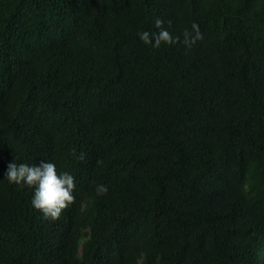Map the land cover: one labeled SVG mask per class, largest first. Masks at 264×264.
Instances as JSON below:
<instances>
[{
  "label": "trees",
  "instance_id": "1",
  "mask_svg": "<svg viewBox=\"0 0 264 264\" xmlns=\"http://www.w3.org/2000/svg\"><path fill=\"white\" fill-rule=\"evenodd\" d=\"M42 159L56 220L5 177ZM0 264H264V0H0Z\"/></svg>",
  "mask_w": 264,
  "mask_h": 264
},
{
  "label": "clouds",
  "instance_id": "2",
  "mask_svg": "<svg viewBox=\"0 0 264 264\" xmlns=\"http://www.w3.org/2000/svg\"><path fill=\"white\" fill-rule=\"evenodd\" d=\"M167 23L170 26L171 21ZM164 24V20L156 18L155 27L159 31L155 33H150L149 31L139 33L141 41L145 44H152L153 47L157 48L162 43L168 45L179 43L180 37H173L163 27ZM183 37V44L188 48L195 45L197 41L202 40L203 34L198 23L193 22L192 31L185 30ZM73 155H76L75 149H73ZM77 158L83 160L84 154L81 153ZM5 177L10 183L35 188L32 205L35 209L41 211L46 219H59L62 211L75 201L73 195L76 188L74 176L68 172L58 174L56 165L53 162L43 159L35 165L10 162ZM96 192L97 195H106L108 188L106 185H98Z\"/></svg>",
  "mask_w": 264,
  "mask_h": 264
}]
</instances>
